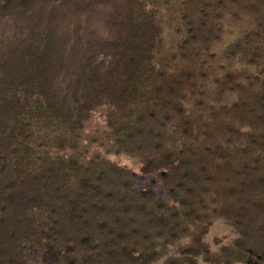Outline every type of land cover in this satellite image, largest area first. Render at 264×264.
I'll return each instance as SVG.
<instances>
[{"label": "trees", "instance_id": "16d2710c", "mask_svg": "<svg viewBox=\"0 0 264 264\" xmlns=\"http://www.w3.org/2000/svg\"><path fill=\"white\" fill-rule=\"evenodd\" d=\"M100 107L147 187L83 155ZM217 218L235 237L211 250ZM33 246L43 264H264V0H0V264Z\"/></svg>", "mask_w": 264, "mask_h": 264}, {"label": "rangeland", "instance_id": "374dc122", "mask_svg": "<svg viewBox=\"0 0 264 264\" xmlns=\"http://www.w3.org/2000/svg\"><path fill=\"white\" fill-rule=\"evenodd\" d=\"M102 110L103 108L101 107L95 109L90 119L85 124L82 142L87 145L88 148L83 152V155L85 157H90L94 154H99L101 157L107 158L121 166H125L138 176L140 188L147 187L148 184H150V177L148 174H142L140 172L139 163L134 157L125 154H113L106 151L105 148L108 145L106 139L107 128L102 120ZM93 138H96V140ZM152 187V190L157 191L159 194L162 193L156 184H152ZM39 233L42 236L46 235L42 225L39 227ZM234 237L235 232L233 228L223 218H217L213 220L207 232L204 234L203 239L208 243L211 250H217L219 246L230 243ZM31 249L33 251V256L30 259V264H43L46 262L44 255H42V252L37 247L33 246ZM233 264L242 263L234 262Z\"/></svg>", "mask_w": 264, "mask_h": 264}]
</instances>
